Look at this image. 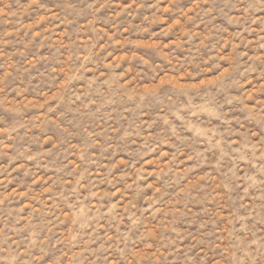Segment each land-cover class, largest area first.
Instances as JSON below:
<instances>
[{
    "label": "rangeland",
    "instance_id": "obj_1",
    "mask_svg": "<svg viewBox=\"0 0 264 264\" xmlns=\"http://www.w3.org/2000/svg\"><path fill=\"white\" fill-rule=\"evenodd\" d=\"M0 264H264V0H0Z\"/></svg>",
    "mask_w": 264,
    "mask_h": 264
}]
</instances>
